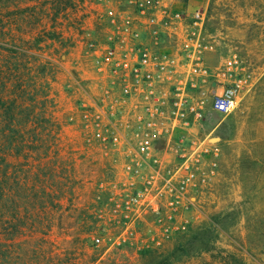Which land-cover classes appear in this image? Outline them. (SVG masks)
<instances>
[{"label": "rangeland", "instance_id": "1", "mask_svg": "<svg viewBox=\"0 0 264 264\" xmlns=\"http://www.w3.org/2000/svg\"><path fill=\"white\" fill-rule=\"evenodd\" d=\"M195 11L206 13L210 82L234 59L245 79L237 106L219 114L204 99L200 118H160L145 142L148 101L124 92L119 52L139 41L169 55L178 83L192 49L184 19ZM263 20L264 0H2L7 42L55 64L56 170L69 158L76 177L70 211L57 212L48 237L37 216L10 264H264Z\"/></svg>", "mask_w": 264, "mask_h": 264}, {"label": "trees", "instance_id": "2", "mask_svg": "<svg viewBox=\"0 0 264 264\" xmlns=\"http://www.w3.org/2000/svg\"><path fill=\"white\" fill-rule=\"evenodd\" d=\"M53 67L51 60L33 57L30 47L11 46L0 29V264H10L14 249L27 245L37 216H44L48 237L57 212L68 213L73 204L70 159L60 174L56 170L60 128L51 113ZM65 231L70 236L69 227Z\"/></svg>", "mask_w": 264, "mask_h": 264}, {"label": "built area", "instance_id": "3", "mask_svg": "<svg viewBox=\"0 0 264 264\" xmlns=\"http://www.w3.org/2000/svg\"><path fill=\"white\" fill-rule=\"evenodd\" d=\"M138 12L142 16L147 13L144 10ZM147 14L149 22L146 26L151 28L156 25L157 18L153 14ZM165 14L168 15L167 12ZM168 16L172 20H180L179 14L171 13ZM205 20L204 11H195L184 19L189 30L186 40L192 44V49L187 50L185 59L189 64L176 84L173 83L176 72L169 55L162 54L159 58L152 47L142 42L137 41L134 44L123 42L124 46L117 58L118 69L124 83L123 90L129 95L144 96L148 101L143 105L147 115V118L143 119L145 125L141 133L143 141L148 142L156 138L160 118L170 119L173 125L187 122L188 117L193 120L200 118L204 113V99L210 98V108L219 114H229L236 108L245 79L236 75L234 59L219 67L215 78L210 82L208 69L201 58L205 51L212 50V46L206 44L201 37ZM186 47L189 49L188 44ZM188 91L198 92L201 95L200 102H192L184 95ZM172 94L176 96L172 98ZM170 99L174 102H170ZM166 105L172 107L169 116L159 113Z\"/></svg>", "mask_w": 264, "mask_h": 264}]
</instances>
